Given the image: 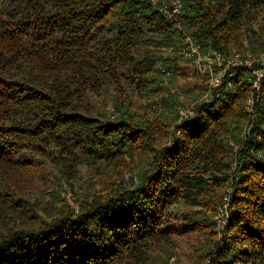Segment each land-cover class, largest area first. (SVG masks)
<instances>
[{
    "label": "trees",
    "instance_id": "trees-1",
    "mask_svg": "<svg viewBox=\"0 0 264 264\" xmlns=\"http://www.w3.org/2000/svg\"><path fill=\"white\" fill-rule=\"evenodd\" d=\"M162 7L0 0V264H169L175 238L191 233L204 237L192 264H264V78L254 93L248 73L264 69V0H181L174 22ZM186 37L203 56L257 59L230 67L180 120L188 94L153 85L175 73L163 52L177 54ZM248 91L254 122L242 132ZM91 93L112 113H82ZM147 94L154 116L125 104ZM136 160L145 166L125 181ZM50 184H66L77 210L59 192L44 205L37 191Z\"/></svg>",
    "mask_w": 264,
    "mask_h": 264
},
{
    "label": "rangeland",
    "instance_id": "rangeland-1",
    "mask_svg": "<svg viewBox=\"0 0 264 264\" xmlns=\"http://www.w3.org/2000/svg\"><path fill=\"white\" fill-rule=\"evenodd\" d=\"M173 3V0H161V4L162 6H166L167 8L171 7ZM183 40V37L180 39V41ZM170 47V46H169ZM236 51V49H232L230 51ZM176 52H178L177 54H172L170 55L172 52H169L168 50L165 49V52H163L164 54V58H171V63L172 65L175 67L174 72H169L170 75H167L165 78V80L163 79V76L161 75H157L155 73V75L157 76V78L159 79H163V86H162V82L160 83V81H158L157 83H155L153 85V87L158 86L159 88H167V91H174V90H178L180 91L181 89H183L188 95V99H187V106L192 105L194 103H197L198 101H204L205 99H207L208 97V85H210V75L208 74L207 76L204 74L205 71H203L202 73L199 71L198 68V63H197V59L195 60H187L184 59L180 52L178 51V49L176 50ZM202 55V54H201ZM264 56V53L259 55ZM255 59H257L256 56H254ZM202 59V56H201ZM161 66V65H159ZM262 67H264V59H263V64L261 65ZM201 67V66H200ZM162 68V66H161ZM218 69L220 68H214L213 72H218ZM248 73L250 74V72L248 71ZM248 74V76H249ZM182 96L184 93H180ZM252 93H250V91H248V93L246 94L245 98L243 99V101H240V105L243 107L244 111L245 107L248 104V100H252L251 103V107L253 105V95H251ZM155 94H147V95H142V96H134L131 95L129 99H127V105H129V109H131L133 112L136 113H140L141 112V107H146L147 106V110L153 111L152 115L154 116V114L156 113L155 108H151L150 104H152L150 101H154V105H156L158 98L155 97ZM90 101H83L81 104L79 105V109L81 110L82 113H85L86 115H91V116H100L101 118L104 117V114L107 113H112V109L110 108L111 105H109L108 102H105L104 107L102 106L103 104V100H101V98L99 96H96L94 93H91L90 95ZM250 105V104H249ZM150 106V107H149ZM186 106V107H187ZM158 109V106H157ZM248 114V113H247ZM152 116V117H153ZM254 121H252L250 119V117L248 115H246L244 122L242 123V132L243 131H247L249 129V127H251L252 123ZM171 130V128H167L165 129V134L169 133V131ZM243 134H240L239 137H242ZM172 135H167L163 138H159V144H165V143H171V137ZM234 140V139H232ZM157 141V142H158ZM144 161H135L134 163L129 164V166L125 169L124 171V179L125 181H129L131 179V177L136 176L138 174V172L142 169V167L145 166V163H143ZM35 187H37V189L40 188L39 185H37V183H35ZM78 187L79 184H77ZM56 187V188H55ZM53 188V185L50 184L47 188V190H43L45 188L42 189V191L39 193V191H37L38 193V197L40 200L43 201L44 205H49V199L46 198L47 194L46 193H51V194H55L56 192H59V195L65 196L67 194H70V200L74 203V196L73 193L71 192L70 189H66L63 192L64 187H67L66 184H63L61 188H57V186H55ZM58 190V191H57ZM229 192V189H217L216 192L218 193V195L222 196V194L225 192ZM45 194V196H44ZM68 202V204L70 205L69 201L66 200ZM222 201L220 202L219 207L217 208V214H216V221H215V226H216V235L217 238H221V229L218 227L219 224V220L222 219V215L224 213L223 210V206L221 205ZM71 206V205H70ZM175 211L181 213L183 211H191L192 209L183 204V203H177L176 205H174L172 207ZM221 211H223L221 213ZM226 222V221H225ZM224 226V225H223ZM176 241V249H177V255L171 257L167 262L169 264H192L193 260H194V255L193 252L195 250L196 247H198L199 245L204 243V237L195 233H191V234H187L185 236H181V237H176L175 238Z\"/></svg>",
    "mask_w": 264,
    "mask_h": 264
},
{
    "label": "built area",
    "instance_id": "built-area-1",
    "mask_svg": "<svg viewBox=\"0 0 264 264\" xmlns=\"http://www.w3.org/2000/svg\"><path fill=\"white\" fill-rule=\"evenodd\" d=\"M152 4L156 3V0H151ZM166 6H163L161 8V11L163 12L164 15H166L170 22L175 21V15L179 13L181 10V0H173V3L171 5V10H168ZM184 48L181 49L180 54L184 59L187 60H195L197 59V65L199 68V71L202 73H207L210 75V87H218L221 83L222 77L224 74L230 69V67L239 65L243 66L246 68H250L251 64L255 61V57L247 54L245 58L242 59L239 54L235 53L234 51L232 54L228 57H224L221 54L216 53L215 51H209L207 52L204 56L200 55L199 53V48L198 46L188 37L184 39ZM171 51V48L169 49ZM202 56V59H201ZM201 66V67H200ZM214 67L220 68L218 69V72H213ZM250 76H251V87L254 91V93H258L260 90V85H261V79L264 78V69L256 70V69H251L250 71ZM228 87L231 86V84H227ZM253 95V93L251 94ZM210 89L208 90V98H210ZM205 99V100H207ZM251 103L252 100H248V104L245 107V110L248 113V116L250 119L253 121L254 115H252V108H251ZM250 104V105H249ZM194 104L189 105L187 107H184L180 109L178 112V115L181 119H186L189 118L193 115L194 113ZM238 147H235L237 149ZM66 200L69 201L70 205L72 208L77 210V205L76 203H73L70 200L71 195L67 194L66 195ZM221 205L223 206L224 213L221 214L222 219L219 220L218 227L221 229L223 225L225 224L226 216H227V205H228V195L224 196L222 199ZM223 211H221L222 213Z\"/></svg>",
    "mask_w": 264,
    "mask_h": 264
}]
</instances>
